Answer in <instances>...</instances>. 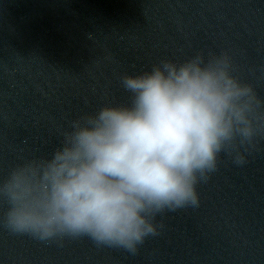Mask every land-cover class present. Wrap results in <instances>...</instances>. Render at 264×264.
Returning a JSON list of instances; mask_svg holds the SVG:
<instances>
[{"label":"water","instance_id":"95a60500","mask_svg":"<svg viewBox=\"0 0 264 264\" xmlns=\"http://www.w3.org/2000/svg\"><path fill=\"white\" fill-rule=\"evenodd\" d=\"M200 51L227 52L264 101V0H0V175L49 155L78 116L128 103L122 75ZM246 156L221 153L199 207L158 215L136 255L0 226V264H264V131Z\"/></svg>","mask_w":264,"mask_h":264},{"label":"clouds","instance_id":"9594fccd","mask_svg":"<svg viewBox=\"0 0 264 264\" xmlns=\"http://www.w3.org/2000/svg\"><path fill=\"white\" fill-rule=\"evenodd\" d=\"M91 36H89V39ZM227 52L124 74L126 104L72 120L49 155L0 175V226L42 242L87 237L136 255L158 215L199 207L221 153L237 166L264 131V101Z\"/></svg>","mask_w":264,"mask_h":264}]
</instances>
